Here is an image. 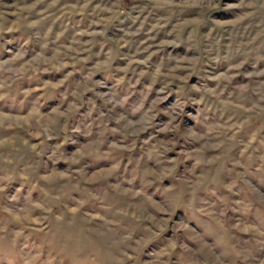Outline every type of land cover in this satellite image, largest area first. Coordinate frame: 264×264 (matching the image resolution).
<instances>
[{"label": "rangeland", "instance_id": "obj_1", "mask_svg": "<svg viewBox=\"0 0 264 264\" xmlns=\"http://www.w3.org/2000/svg\"><path fill=\"white\" fill-rule=\"evenodd\" d=\"M0 264H264V0H0Z\"/></svg>", "mask_w": 264, "mask_h": 264}]
</instances>
